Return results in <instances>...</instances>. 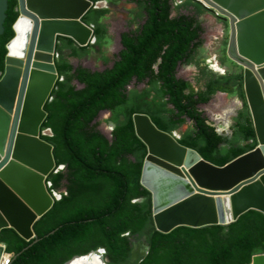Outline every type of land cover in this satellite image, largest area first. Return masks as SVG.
<instances>
[{
	"label": "trees",
	"instance_id": "16d2710c",
	"mask_svg": "<svg viewBox=\"0 0 264 264\" xmlns=\"http://www.w3.org/2000/svg\"><path fill=\"white\" fill-rule=\"evenodd\" d=\"M104 1L117 5L120 0ZM127 1L135 4L129 28L120 33L122 47L108 67L91 70L72 60L97 53L109 61V7L93 6L83 17L93 25L94 44L78 46L69 37L58 38L59 79L44 104L47 115L40 127L50 134L40 136L52 144L56 166L62 165L46 179L49 192L60 196L34 224V238L25 240L12 228L2 229L0 243L11 255L9 264H63L98 248L104 249L108 264H251L255 254L264 253V213L259 210L249 209L226 225H181L167 233L154 228L150 192L140 183L147 148L132 122L133 113H146L159 129L178 132L180 144L223 165L257 145L243 72L213 71L199 55L202 25L193 14L171 16L175 0ZM17 5V0L8 2L0 36V77ZM190 5L195 13L208 11L196 0L178 7ZM183 64L197 70L195 91L176 74ZM221 86L244 101L228 132L198 108ZM101 111L108 112L105 121L113 124L109 137L97 128ZM135 239H143L148 251L132 261Z\"/></svg>",
	"mask_w": 264,
	"mask_h": 264
},
{
	"label": "water",
	"instance_id": "95a60500",
	"mask_svg": "<svg viewBox=\"0 0 264 264\" xmlns=\"http://www.w3.org/2000/svg\"><path fill=\"white\" fill-rule=\"evenodd\" d=\"M103 1L17 0L19 15L0 77V232L12 228L25 240L34 238V224L59 198L49 192L46 179L62 165L56 166L52 144L40 136L44 104L59 79L58 38L69 37L78 46L94 44L93 25L83 17ZM196 1L227 22L226 56L243 68L257 145L218 165L180 144L174 132L159 129L146 113H133L135 133L147 148L140 183L150 192L154 228L163 233L181 225H226L249 209L264 213V0ZM8 2L0 0V36ZM147 251V243L143 249L133 243L130 258ZM94 252L108 264L103 248L63 264ZM4 254L0 243V259ZM251 264H264V253L255 254Z\"/></svg>",
	"mask_w": 264,
	"mask_h": 264
},
{
	"label": "rangeland",
	"instance_id": "374dc122",
	"mask_svg": "<svg viewBox=\"0 0 264 264\" xmlns=\"http://www.w3.org/2000/svg\"><path fill=\"white\" fill-rule=\"evenodd\" d=\"M183 1L175 0L171 11V16L179 13H187L196 15L200 24L203 27L202 46L199 50V55L209 63L213 71L219 73L240 71L241 67L226 56V42L228 35V26L217 18L214 12L203 11L195 13L194 5L179 8ZM99 6L109 7L111 9L109 23L112 33V42L106 48V55L109 58L107 63L102 59L101 54L92 53L83 59H73V64H82L91 70H102L111 64L114 56L121 49L120 33L128 30V14L127 11L135 7V4L127 0H120L117 5H108L106 2L99 3ZM215 61V62H214ZM196 73L197 70L193 65H179L176 74L182 77L189 83L191 91L196 90ZM77 86L80 85L77 83ZM244 105V101L236 96L228 86H221L217 92L213 94L210 100L206 103L198 105V108L203 112L209 120L218 126L222 132H228V127L232 123L233 117L236 116L238 110ZM107 111H101L97 117V128L106 136L110 134V124L105 121ZM228 126V127H227ZM184 129V127H182ZM43 133V132H42ZM47 132L45 131L44 134ZM178 135V132L174 131ZM59 193L56 192V195Z\"/></svg>",
	"mask_w": 264,
	"mask_h": 264
},
{
	"label": "bare ground",
	"instance_id": "6f19581e",
	"mask_svg": "<svg viewBox=\"0 0 264 264\" xmlns=\"http://www.w3.org/2000/svg\"><path fill=\"white\" fill-rule=\"evenodd\" d=\"M19 47L16 46L14 51L15 52H18ZM215 62V61H214ZM190 154V152H189ZM189 157V156H188ZM197 157H195L196 159ZM3 256V255H2ZM2 258V257H1ZM103 261L101 260L100 258V255L99 253H91L90 255L88 256H85V257H75L74 259H72L68 264H103L102 263Z\"/></svg>",
	"mask_w": 264,
	"mask_h": 264
},
{
	"label": "built area",
	"instance_id": "2783aa9c",
	"mask_svg": "<svg viewBox=\"0 0 264 264\" xmlns=\"http://www.w3.org/2000/svg\"><path fill=\"white\" fill-rule=\"evenodd\" d=\"M45 131L47 132L46 134H50V130H49L48 128L42 130L43 133H44ZM53 194L56 195V192H53ZM58 195H59V194H58ZM59 196H60V195H59ZM10 259H11V255L5 253V254L2 256V258L0 259V264H9V263H10Z\"/></svg>",
	"mask_w": 264,
	"mask_h": 264
},
{
	"label": "flooded vegetation",
	"instance_id": "af4514ba",
	"mask_svg": "<svg viewBox=\"0 0 264 264\" xmlns=\"http://www.w3.org/2000/svg\"><path fill=\"white\" fill-rule=\"evenodd\" d=\"M240 66V65H239ZM241 67V66H240ZM217 72V71H216ZM239 72H243V68L241 67V70ZM219 73V72H217ZM135 245L138 246L139 249H143L144 245L146 244V242L142 239V240H139V239H135L134 242H133Z\"/></svg>",
	"mask_w": 264,
	"mask_h": 264
},
{
	"label": "crops",
	"instance_id": "0c3cea01",
	"mask_svg": "<svg viewBox=\"0 0 264 264\" xmlns=\"http://www.w3.org/2000/svg\"><path fill=\"white\" fill-rule=\"evenodd\" d=\"M103 2H104V1H103ZM100 3H102V2H100ZM127 14H128V17H127V18H128V20H129V19L131 18V17H130L129 10L127 11ZM227 127H228V126H227ZM219 130H221V129H219Z\"/></svg>",
	"mask_w": 264,
	"mask_h": 264
}]
</instances>
